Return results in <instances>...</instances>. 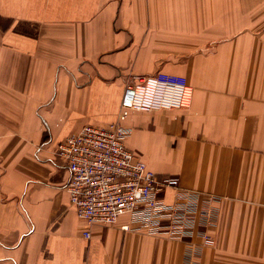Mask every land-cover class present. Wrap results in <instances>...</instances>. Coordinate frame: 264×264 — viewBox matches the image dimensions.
I'll return each mask as SVG.
<instances>
[{
    "label": "crops",
    "instance_id": "crops-1",
    "mask_svg": "<svg viewBox=\"0 0 264 264\" xmlns=\"http://www.w3.org/2000/svg\"><path fill=\"white\" fill-rule=\"evenodd\" d=\"M158 72L185 77L191 105L132 113L126 146L217 198L214 247L127 216L88 228L70 202L59 144ZM189 261L264 264V0H0V264Z\"/></svg>",
    "mask_w": 264,
    "mask_h": 264
},
{
    "label": "built area",
    "instance_id": "built-area-1",
    "mask_svg": "<svg viewBox=\"0 0 264 264\" xmlns=\"http://www.w3.org/2000/svg\"><path fill=\"white\" fill-rule=\"evenodd\" d=\"M192 97L185 77L164 72L146 76L126 86L117 121L105 127L86 125L59 144L58 155L70 172V202L88 228L114 226L127 216V231L199 237L202 247L215 246L209 230L217 225L216 209L205 204L217 198L204 199L182 188L179 177L159 176L126 146L132 130L124 122L132 113L186 109ZM168 188L174 190L171 202L165 199ZM84 236L89 238L90 231Z\"/></svg>",
    "mask_w": 264,
    "mask_h": 264
}]
</instances>
